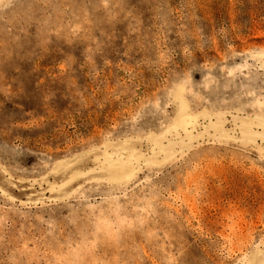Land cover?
<instances>
[{
    "label": "rangeland",
    "instance_id": "374dc122",
    "mask_svg": "<svg viewBox=\"0 0 264 264\" xmlns=\"http://www.w3.org/2000/svg\"><path fill=\"white\" fill-rule=\"evenodd\" d=\"M0 264H264V0H0Z\"/></svg>",
    "mask_w": 264,
    "mask_h": 264
}]
</instances>
